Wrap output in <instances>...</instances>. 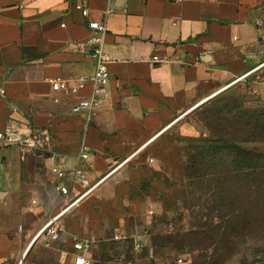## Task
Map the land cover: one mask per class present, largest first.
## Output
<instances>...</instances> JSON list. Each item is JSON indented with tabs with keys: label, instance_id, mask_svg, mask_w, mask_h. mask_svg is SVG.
<instances>
[{
	"label": "crops",
	"instance_id": "obj_1",
	"mask_svg": "<svg viewBox=\"0 0 264 264\" xmlns=\"http://www.w3.org/2000/svg\"><path fill=\"white\" fill-rule=\"evenodd\" d=\"M89 21L106 23L104 49L112 58L107 93L91 121L72 111L90 95V82L77 94L50 82L94 72L89 46L80 45L93 34ZM258 72L264 78V0H0V132L35 137L30 147L0 141V184L38 200L41 229L64 210L61 203L85 191L54 168L79 170L90 186L102 181L61 216L64 231L52 248L63 261L72 251L67 237L92 239L66 235L72 214L93 198L114 200L129 163L177 116ZM84 147L87 160L80 158ZM79 220L86 225V213Z\"/></svg>",
	"mask_w": 264,
	"mask_h": 264
},
{
	"label": "rangeland",
	"instance_id": "obj_2",
	"mask_svg": "<svg viewBox=\"0 0 264 264\" xmlns=\"http://www.w3.org/2000/svg\"><path fill=\"white\" fill-rule=\"evenodd\" d=\"M213 94L129 163L114 200L93 198L72 214L66 235L94 240L93 264L264 262V78L258 72ZM0 192V264H19L42 229L38 200L1 184ZM85 213L86 225L79 220ZM116 229L125 240L114 238ZM70 262L41 237L24 264Z\"/></svg>",
	"mask_w": 264,
	"mask_h": 264
},
{
	"label": "built area",
	"instance_id": "obj_3",
	"mask_svg": "<svg viewBox=\"0 0 264 264\" xmlns=\"http://www.w3.org/2000/svg\"><path fill=\"white\" fill-rule=\"evenodd\" d=\"M113 1V0H109ZM110 8H107L106 13H110ZM84 16L89 14L87 7L82 9ZM89 28L92 30L93 34L80 45L89 46V56L94 60L95 69L94 72L89 76H83L76 80H69L64 77L58 76L50 79L52 89L55 91H67L71 94H77L80 89H83L86 82L91 84V93L87 97L80 98L76 104L72 107V111L75 114H84L88 121H91L92 117L95 114V108L100 99L107 93L108 84L111 79V72L108 68V63L111 61L110 55L106 52L105 48V35L107 33V25L105 22L99 21H89ZM153 61H158L159 57L154 56ZM70 83L73 84V87L70 86ZM35 137L31 135L26 136L25 138L21 137L16 133H2L0 132V141L5 142L9 145H21L24 147L33 146L35 143ZM90 157V152L87 147H84L80 158L87 160ZM149 163L153 164L154 159L150 158ZM54 173L57 174L59 178H64L70 176L71 179L77 184H79L85 191L75 199L73 202L67 204V207L64 210L47 220L42 229L38 232L40 238L42 237L46 247H51L52 244L60 239L61 233L64 231V225L61 222L62 214L77 203L81 198L92 192L101 182L90 186L87 178L81 174L79 170H73L69 172H63L56 168L53 169ZM56 190L67 194L68 190L63 186L62 183H59L55 186ZM148 212L153 213V209H148ZM116 240H125L126 236H123L120 232H116L114 235ZM94 247V240L92 239H81L74 237L72 251L70 253L72 257L71 264H93V260L90 258L89 253ZM67 257V254H63Z\"/></svg>",
	"mask_w": 264,
	"mask_h": 264
},
{
	"label": "water",
	"instance_id": "obj_4",
	"mask_svg": "<svg viewBox=\"0 0 264 264\" xmlns=\"http://www.w3.org/2000/svg\"><path fill=\"white\" fill-rule=\"evenodd\" d=\"M4 193L0 192V196H2ZM40 238V234L38 233L33 239L32 241L29 243L26 251L24 252L21 261L19 262V264H24V261L26 260L27 256L29 255L30 251L32 250L33 246L35 245V243L38 241V239Z\"/></svg>",
	"mask_w": 264,
	"mask_h": 264
},
{
	"label": "bare ground",
	"instance_id": "obj_5",
	"mask_svg": "<svg viewBox=\"0 0 264 264\" xmlns=\"http://www.w3.org/2000/svg\"><path fill=\"white\" fill-rule=\"evenodd\" d=\"M249 73H250V72H249ZM236 82H237V81L231 83L229 86L233 85V84L236 83ZM228 88H229V87H228ZM214 95H215V94H214ZM214 95H213V96H214ZM206 100H207V99H206ZM203 102H204V101H203ZM200 103H202V102H200ZM171 125H172V124H171ZM171 125H170V126H171ZM170 126H168V127H170ZM168 127H167V128H168ZM165 129H166V128H165ZM165 129H164V130H165ZM164 130H163V131H164ZM27 247H28V246H27ZM26 249H27V248H26ZM25 251H26V250H25ZM25 251H24V252H25Z\"/></svg>",
	"mask_w": 264,
	"mask_h": 264
}]
</instances>
